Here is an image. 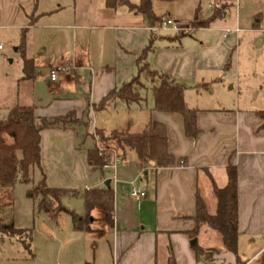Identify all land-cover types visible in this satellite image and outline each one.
I'll return each mask as SVG.
<instances>
[{
  "label": "crops",
  "instance_id": "obj_1",
  "mask_svg": "<svg viewBox=\"0 0 264 264\" xmlns=\"http://www.w3.org/2000/svg\"><path fill=\"white\" fill-rule=\"evenodd\" d=\"M175 2L154 0L152 10L157 18L169 14L186 19L182 14H175L184 12L173 11ZM214 3L226 7L223 17L206 25L194 22L184 36L169 39L165 36L177 32L152 30L141 13L126 6L107 8L104 0H0V38L12 43L16 55L21 31H26V40L31 44L28 50L25 47V54L33 59L39 74L43 73L41 66L48 69L44 78L49 88L44 100L36 98L32 93L36 78L32 82L22 79L21 58L16 61L18 72L15 75L8 72L3 62L0 63V121L7 117L11 106L21 104L33 106L38 117L64 116L73 112L77 119L85 121L84 125L103 113L111 116L114 112H125L126 118L115 122L113 128H106L110 119H100L101 126H95V129L106 133L126 127L138 132L153 121L165 125L167 149L175 157L174 164L155 168L150 163L145 170L139 171L134 155L119 153L121 162L115 168L116 181L112 179L113 170L105 167L112 173L110 178L102 175L103 185L95 186H105L104 181L110 179L114 192L113 224L109 225L105 213L95 208L90 215L91 230L83 231L96 236L110 235L111 264H170V253L172 264H197L188 235L195 225L191 219L196 211L195 193L199 192L208 212L213 214L216 201L212 183L219 188L226 185L228 162L238 171L239 235L264 234V128L260 129L263 121L255 114L256 110L264 109V92L256 96L244 93L241 85L246 83L239 79L250 78L251 81L253 77H259L263 83L264 60L259 59L262 67L259 72H241L238 35L245 30L261 33L262 29L257 26L242 28L237 8L228 12L232 0H215ZM213 10L206 13L198 3L192 11L187 10L193 16L187 20L204 12L203 21ZM253 19L255 25L262 22L258 15H253ZM225 29L233 32L225 35ZM151 34L156 35V39L146 57L149 65L183 85L184 101L189 107L198 109V133L194 138L186 136L180 114L153 109L154 99L148 80L142 82L143 100L140 103L124 104L115 99L103 108L98 107L111 90L136 74L135 57L148 43ZM35 41L39 45L37 52L32 48ZM256 60L248 56L247 66H252ZM8 62L12 60L8 59ZM59 64L66 65L68 72L51 80L50 67ZM226 70L233 75L238 73L235 83H230L229 76L225 82ZM20 86L28 94L23 102L19 99ZM8 89L13 93L10 94ZM84 125L50 129L66 131L78 127L82 130ZM92 140L95 143L93 137ZM135 178L142 182L139 188L146 191V196L131 201L130 188L123 184L131 186L130 182ZM121 182L123 184L118 185ZM99 219L105 224L101 228L94 227ZM12 223L17 227L14 218ZM197 240L203 247H222L218 234L206 225L200 228ZM4 243L0 237V244ZM219 258L217 263L234 264L230 253L222 252Z\"/></svg>",
  "mask_w": 264,
  "mask_h": 264
},
{
  "label": "trees",
  "instance_id": "obj_2",
  "mask_svg": "<svg viewBox=\"0 0 264 264\" xmlns=\"http://www.w3.org/2000/svg\"><path fill=\"white\" fill-rule=\"evenodd\" d=\"M154 0H139L137 4L129 0H104L107 8L126 6L131 11L141 13L150 25L157 21L152 10ZM225 6L215 4L213 12L202 21L206 25L216 18L223 17ZM185 32H177L173 36H165L169 39H179ZM26 31L22 30L18 51L22 59V79L32 82L38 71L32 58L25 54ZM156 35L151 34L148 43L135 57L137 72L127 82L122 83L117 89L111 90L98 103L99 108L105 107L109 98H115L124 104L140 103L143 97L140 93L143 80L151 83V90L154 99L153 109L162 112H175L184 120L185 134L194 138L198 133L196 116L198 109L189 107L184 101L183 85L176 83L167 74L161 73L152 68L146 57L153 48ZM255 114L263 122L260 126L264 128V109L256 110ZM85 121L77 119L73 112L64 116L38 117L34 114V107L30 105L15 104L8 110V115L0 121V211L12 204V191L17 181L30 183L29 169L40 162V134L44 129L68 128L70 126L84 125ZM104 131L97 129L101 138L103 148L102 155L98 154V147L95 143L87 149V164L91 170H103L106 165L112 162L111 147L125 155L133 152L136 158V166L139 171L145 170L150 163L155 168L170 166L175 163V157L168 152L167 135L165 125L161 122H149L141 131H130L129 127L112 129L107 135ZM8 137L10 140H6ZM110 142V143H109ZM183 162V161H182ZM227 183L219 188L212 183V194L216 201V208L213 214L208 212L207 206L200 196L195 193V215L191 217L194 228L188 232L192 251L194 252L197 264H222L217 263L222 252L232 254L234 264L244 263L237 255L238 231V171L235 165L228 162L226 165ZM31 194L39 196V208H53L60 202L64 195L81 196L84 202L85 214L82 217L71 213L73 229L91 230L90 215L92 210L100 208L105 213L109 225L113 224L114 213V192L110 184L108 186L85 188L82 192L75 189H62L46 187L42 178L31 188ZM206 225L214 230L220 240L221 248L203 247L199 245L197 237L200 228ZM0 234L15 237L23 241L25 250L30 253V231L27 228H17L11 221L6 222L0 217ZM169 261L172 264V255L169 254Z\"/></svg>",
  "mask_w": 264,
  "mask_h": 264
},
{
  "label": "rangeland",
  "instance_id": "obj_3",
  "mask_svg": "<svg viewBox=\"0 0 264 264\" xmlns=\"http://www.w3.org/2000/svg\"><path fill=\"white\" fill-rule=\"evenodd\" d=\"M209 1L176 0L172 4L174 7L173 11L177 12L180 10L184 13L179 12L175 14H182L183 18L191 19L193 17L190 13L192 7L201 3L202 10L208 13L206 5ZM232 2L233 5L229 8L228 12H232L237 8L239 17L242 20L240 24L242 28H255L257 26L262 29L261 33L247 32L245 29V31L238 33L240 38L239 58L241 62L239 69L241 72L243 70L259 72V70H262V67L259 66V59L264 60V0H232ZM188 9H191V11H187ZM253 15H258L262 18V22L259 25H255L252 22L254 20ZM35 31L36 33H40L37 30ZM26 39L25 47L28 50L31 43H28ZM0 42L3 47L0 50V63L3 62L9 70L8 72L15 75L18 72L16 64H18L17 62L21 58L20 52L17 51L16 55L13 53L12 43L9 40L1 37ZM38 46L37 41H35L32 46L34 52L38 51ZM1 53L3 54V58L1 57ZM250 55L257 60L255 64L248 67L247 57ZM8 59H11L12 62L9 63ZM40 68L43 69V73L39 74L38 72L32 85V93L36 98H42L44 100L49 91L48 83L44 78L48 74V69L42 66ZM228 70L225 71L227 75L226 79H224L225 82H227L229 76L231 77L230 83H235L238 73L236 72L233 75ZM239 79L242 83H246V85H241L244 88V93L256 96L264 92V82L261 83V78L253 77L251 81L249 80L250 78L245 80L240 77ZM0 90L2 91L1 88ZM8 91L10 94L13 93L10 89ZM18 92L19 99L23 102L28 95L27 90L20 86ZM215 96L216 94L211 95L212 98ZM114 100L115 98H109L107 104H110ZM125 114L122 111L111 113V116L103 113L98 119L94 118L88 125H84L82 130L76 127L74 130L66 131H59L58 129H44L41 131L40 162L39 165H34L29 169L31 182L23 183L17 181L12 191L11 206L4 207L0 211V217L3 220L12 222L14 218L17 228H27L30 231V253L25 250L23 241L16 240L15 237H9L6 234H0V237L5 240L3 245L0 244V264L112 263L113 254L112 243L109 238L110 235L96 236L83 230L73 229L71 213H74L78 217H82L85 214L84 202L81 196L64 195L61 197L60 202L53 208L43 209L39 208L40 198L39 196L31 194V188L42 178L44 179L46 187L75 189L79 192H82L86 186L95 187L103 185V180H101L102 175L110 178L109 176L112 173L106 168H103V170H90L87 164V149L93 146L92 137L97 146H101L102 148L106 146L102 144L97 129H95V126H101L100 119L111 120L109 125L106 126L109 129L115 127V122L118 120L125 119ZM103 133L105 135L108 134L106 132ZM5 139L10 140L8 137ZM112 149L117 151L115 146L111 147ZM130 153L134 155L133 152ZM127 160H129L128 157ZM113 183V180H111V184ZM122 184L121 182L118 185ZM123 185L131 188L130 185ZM141 185L142 182L138 178H135L134 186L140 187ZM129 196L131 201L134 200L130 195V191ZM133 203L136 205L138 202ZM102 224H105V221L99 219L94 223V227L101 228ZM263 245L264 237L260 233L253 235L242 233L238 236L237 240V255L241 260H247L257 254Z\"/></svg>",
  "mask_w": 264,
  "mask_h": 264
},
{
  "label": "built area",
  "instance_id": "obj_4",
  "mask_svg": "<svg viewBox=\"0 0 264 264\" xmlns=\"http://www.w3.org/2000/svg\"><path fill=\"white\" fill-rule=\"evenodd\" d=\"M215 7V3L213 0H210L206 6L207 10H213ZM205 17L204 12L200 13L197 17H195L192 20L187 19H180L176 16L169 15V14H163L160 15L157 18V21L155 25H151L150 29L152 30H171L174 32H187L190 30L191 25L194 22H201L202 19ZM233 31L231 29H225L224 34H230ZM2 48V45L0 44V49ZM68 67L64 64H59L55 66H51L49 70V78L51 80H56L59 75L67 73ZM98 147V154L102 155L104 149L101 146ZM112 162L109 165H106L107 168H110L113 170L112 179L116 181L115 178V168L116 166L121 162V157L115 149H112ZM131 188H130V195L134 200H140L146 196V191L144 189H141L139 187L134 186V181L130 182ZM264 237V234H263ZM242 264H264V245L259 250L257 254H255L253 257L247 259Z\"/></svg>",
  "mask_w": 264,
  "mask_h": 264
},
{
  "label": "water",
  "instance_id": "obj_5",
  "mask_svg": "<svg viewBox=\"0 0 264 264\" xmlns=\"http://www.w3.org/2000/svg\"><path fill=\"white\" fill-rule=\"evenodd\" d=\"M146 174V173H145ZM110 184V179H106L105 181H104V185L105 186H108Z\"/></svg>",
  "mask_w": 264,
  "mask_h": 264
}]
</instances>
